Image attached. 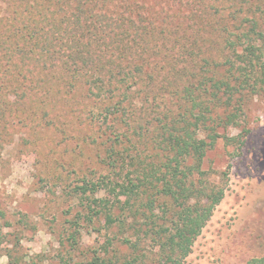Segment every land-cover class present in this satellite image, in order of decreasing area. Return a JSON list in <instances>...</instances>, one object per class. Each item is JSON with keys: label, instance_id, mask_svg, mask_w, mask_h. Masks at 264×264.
I'll use <instances>...</instances> for the list:
<instances>
[{"label": "trees", "instance_id": "16d2710c", "mask_svg": "<svg viewBox=\"0 0 264 264\" xmlns=\"http://www.w3.org/2000/svg\"><path fill=\"white\" fill-rule=\"evenodd\" d=\"M262 90L264 0H0V130L72 128L94 151L41 161L70 201L59 264H184L225 193L206 153L238 154Z\"/></svg>", "mask_w": 264, "mask_h": 264}, {"label": "rangeland", "instance_id": "374dc122", "mask_svg": "<svg viewBox=\"0 0 264 264\" xmlns=\"http://www.w3.org/2000/svg\"><path fill=\"white\" fill-rule=\"evenodd\" d=\"M243 125L248 133L238 154L231 157L233 147L222 139L206 153L203 168L214 171L212 179L223 177L221 172L229 165L223 178L225 193L184 264H244L264 255V90L246 101ZM79 135L72 128L30 133L22 124L0 130V264H9V250L24 264H59L58 234L70 201L60 185L39 180L41 161L49 166L50 159H59L66 167L95 166L93 149L81 143ZM73 179L72 174L67 182ZM86 231L81 247L95 246L99 235Z\"/></svg>", "mask_w": 264, "mask_h": 264}]
</instances>
